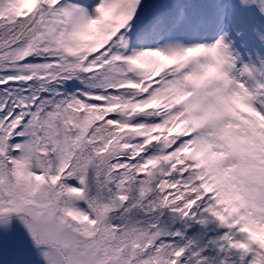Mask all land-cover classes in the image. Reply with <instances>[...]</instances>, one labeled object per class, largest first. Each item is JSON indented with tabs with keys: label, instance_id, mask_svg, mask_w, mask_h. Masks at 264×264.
<instances>
[{
	"label": "snow or ice",
	"instance_id": "obj_1",
	"mask_svg": "<svg viewBox=\"0 0 264 264\" xmlns=\"http://www.w3.org/2000/svg\"><path fill=\"white\" fill-rule=\"evenodd\" d=\"M0 264H264V0H0Z\"/></svg>",
	"mask_w": 264,
	"mask_h": 264
}]
</instances>
